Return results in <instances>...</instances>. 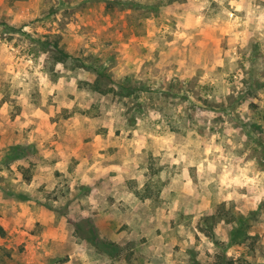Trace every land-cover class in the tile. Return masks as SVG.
<instances>
[{
	"label": "rangeland",
	"instance_id": "374dc122",
	"mask_svg": "<svg viewBox=\"0 0 264 264\" xmlns=\"http://www.w3.org/2000/svg\"><path fill=\"white\" fill-rule=\"evenodd\" d=\"M218 254L264 264V0H0V264Z\"/></svg>",
	"mask_w": 264,
	"mask_h": 264
},
{
	"label": "trees",
	"instance_id": "16d2710c",
	"mask_svg": "<svg viewBox=\"0 0 264 264\" xmlns=\"http://www.w3.org/2000/svg\"><path fill=\"white\" fill-rule=\"evenodd\" d=\"M173 1V0H171ZM138 2H136L134 4V7H138ZM57 46V44H56ZM58 52L61 53V57L62 59L63 58H66L68 57V54L66 52H64L63 50H58ZM61 59V58H60ZM61 61V60H59ZM96 77L95 79L89 83V87L92 91H95V92H98V93H101V94H107L111 91V89H105L101 86V81H102V78H106V74L104 72H99L98 70L96 71ZM132 91H128L127 94H131ZM125 94V95H127ZM25 180L29 181L30 178L27 177V178H24ZM148 189V187L146 188V190ZM135 195L137 197H140L141 199H145V198H149L148 195H140L138 192H135ZM221 209H222V206H221ZM220 210V209H219ZM220 215V214H219ZM229 215V211H223L222 213V217H224L226 223L228 222H233L235 221V219L233 218V216L231 218H228ZM233 215V214H232ZM216 214L214 213L213 215L211 216H207L204 218L203 222H205V227L203 228L204 232H205V235L213 238L214 237V231H213V226L218 223L219 219L221 218H216ZM246 222L243 220V217L240 215V217L237 218V228H235L233 230V234H235L232 239H233V242L234 243H243L244 241H246L247 239L250 238V235L248 234L247 232V229L249 228V225L248 224H245ZM75 231L80 235V237L82 238L83 237V234H86L85 237H87L89 239V241L91 243H94L97 247L98 250H100L101 252L107 254L108 256L110 257H118L120 251H119V247L113 243H109V242H106L105 240L103 241H100L98 243V235L97 233L94 231L93 228L91 229H88V230H84V228H82V226L80 225H75ZM236 238H239V239H236ZM97 241V242H96ZM216 243V241L214 242ZM217 258V263L216 264H237V262L233 259H229L227 258L224 254H218L216 256ZM195 264L197 262H194ZM198 264V263H197Z\"/></svg>",
	"mask_w": 264,
	"mask_h": 264
},
{
	"label": "crops",
	"instance_id": "0c3cea01",
	"mask_svg": "<svg viewBox=\"0 0 264 264\" xmlns=\"http://www.w3.org/2000/svg\"><path fill=\"white\" fill-rule=\"evenodd\" d=\"M35 180V179H34ZM142 202V201H141ZM101 205H99V206H96V209H101L100 210V214L101 215H103L104 217H107V219L108 220H113L114 218H113V216H112V210L111 209H113V207L115 206V204H113V205H110V207H109V209L110 210H107L106 208H108V206L107 207H104L103 206V204H102V206L100 207ZM93 206H90V207H84L83 208V211H81V213H83V215H87V214H89V211H88V208H92ZM100 207V208H99ZM108 211H110V212H108ZM133 215H135V214H140V213H138L137 211H134V212H131ZM97 215H98V213H96ZM132 214H129L128 212H126V213H123V217L126 219V218H128V216H130V215H132ZM107 223H111L110 221H106V224ZM126 223H129L128 221H126Z\"/></svg>",
	"mask_w": 264,
	"mask_h": 264
}]
</instances>
